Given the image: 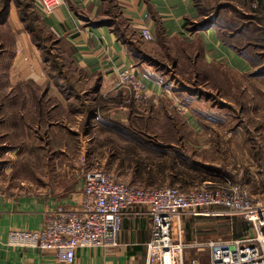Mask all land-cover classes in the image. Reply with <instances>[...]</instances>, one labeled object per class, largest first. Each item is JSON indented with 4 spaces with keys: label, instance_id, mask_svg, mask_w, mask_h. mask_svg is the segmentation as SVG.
I'll return each mask as SVG.
<instances>
[{
    "label": "crops",
    "instance_id": "obj_1",
    "mask_svg": "<svg viewBox=\"0 0 264 264\" xmlns=\"http://www.w3.org/2000/svg\"><path fill=\"white\" fill-rule=\"evenodd\" d=\"M27 1L42 27L59 44L70 71L68 74L46 72L45 66L49 60L30 33L24 30V21L18 18L14 10L8 12L6 21L13 35L9 42L0 40V48L3 47L5 51L0 63L14 70L7 74L11 81L33 82L36 88L0 89V172H11L13 165L22 159L36 167L41 164L42 168L29 167L28 179L19 184L20 188L16 182H6L4 188L1 187L0 264H63L55 260L50 251L6 244L9 230H37L47 214L57 206L75 208V197L82 188V176L78 170L52 167V163L63 161V157H66L64 149L55 155L51 152V157L46 158V147L38 153L41 145L37 144L57 145L67 135H76L77 128L81 126L83 129L104 126L101 122H106L105 117L112 112L101 114L96 101L98 97L116 95L117 91L112 87L114 70L130 66L143 81V94L147 98H135L127 88L118 89L120 95L129 91L139 104L172 96L181 105L184 114L188 115L183 126L203 133L208 128L218 126V123L197 119L199 116L207 117L203 110L209 103L204 102L209 97L205 98L194 86L197 78L203 77L204 81L210 79V76L203 74L207 72L211 75L213 67L241 75L250 66L236 50L237 45L227 44L222 38L226 26L218 18L219 7L206 19L210 20L208 24L196 27L201 22V8L196 0H61L47 14L36 9L38 0ZM145 27L153 35L151 41L139 34V30ZM194 59L199 60V71H203L199 76L196 65L192 67L191 61ZM181 70L186 75H181ZM82 96L86 100L79 101ZM75 100L78 105H74ZM126 102L124 104L129 107ZM213 107L210 104V108ZM134 122L132 128L139 126L148 131L160 130V127H179L174 122H163L162 126L158 122ZM120 123L126 124V121ZM109 124L114 123L109 121ZM127 134L124 137L129 144L141 147V150L152 149L156 153V156L145 157L143 153L139 155L138 150L132 153L126 150V169L133 175L131 182L135 185H140L136 177L144 175L147 168L160 178V151L166 155L162 160L172 161L173 168H167L166 175L170 173L173 176L175 170L180 175V161L185 160L180 146L184 143L200 145V141H205L207 137L204 133L200 138L186 140L173 137L172 132V136L163 133L166 140H160V131L155 132L157 137L136 130ZM30 145L37 148L27 152L26 148ZM160 146L165 149H160ZM148 162L154 165L149 167L146 165ZM199 165L209 168L204 164ZM231 216L221 207L184 214L183 240L187 245L184 258L192 253L195 257L191 260L195 259L201 264L197 258L203 252L207 255L206 264H209L208 242L212 239L205 232L212 220H229L233 218ZM201 224L204 225L203 233L196 228ZM150 238L151 220L147 208L131 207L122 215L117 246L109 249L78 248L71 264H146V244Z\"/></svg>",
    "mask_w": 264,
    "mask_h": 264
},
{
    "label": "rangeland",
    "instance_id": "obj_2",
    "mask_svg": "<svg viewBox=\"0 0 264 264\" xmlns=\"http://www.w3.org/2000/svg\"><path fill=\"white\" fill-rule=\"evenodd\" d=\"M196 1L201 8L199 21L211 17L217 11V7H219L218 11L220 12V16L223 20H226V24L234 23L233 27L239 26L241 28L245 26L250 29V32L243 30L240 33L241 36H245V39L235 41L236 44L240 41L238 46L245 48L242 55L250 66L243 74H234L233 71H226L219 67H213L211 69V75H208L207 72L203 74V71L200 72L199 60L194 59L191 61L193 63L192 67L196 65L195 70L198 76L200 74L210 76V79H207V81H204L205 79L200 77L194 83V86L205 98L206 96L209 97L206 98L208 100H204L203 97L204 102H209L207 107H204L205 110H203V113L206 111L204 115H207V117L199 116L197 119L210 123L211 121L216 122L218 126L208 128L203 133L193 132L183 126V122L187 121L188 115L184 114L181 105L172 96H166L159 101L154 100L147 104L144 102L139 104L132 98L133 96L130 95L129 91L125 92L124 95H120L119 90L115 89L117 92L113 97H98L99 100L96 101L101 114L112 112L109 116L105 115V120L107 121L101 122L104 126L83 129L79 125L80 128H77L76 135H67L60 144L48 146L37 144V146L41 145L38 153L46 147L44 149V152L47 154L46 158L51 157V152L55 155L60 149H64L66 157H63V161L52 163L53 168H63L68 171L78 170L81 176L88 169H101L118 181L142 188L145 184L140 180V177L136 178L140 181V185H135L131 182L134 177L126 169V150L129 149L130 153L138 150V154L143 153L145 157L156 156V153L155 150H141V147L129 144L125 140V134L128 135L127 133L135 130L150 134H155V132L160 131V140H166L163 138V133H169L172 136V132H174L173 137L179 136L186 140H194L195 137L200 138L205 133L207 135L205 141L201 140L200 143L198 142L201 146L198 144L191 146L184 143L180 146V149L185 157L188 158V163L192 160L198 164L209 166V169L201 170L199 168L192 170L185 161L186 164H181V170L202 174L211 181L217 182L221 178V180L226 179L231 183H244L252 195H260L263 192L264 0ZM10 10H14L19 19L23 17L24 27L26 28L24 30H27L28 27L30 28L29 30L32 32L27 31L32 36L33 41L42 49L44 57L49 60L47 66L44 65L46 72L68 74L70 69L67 66L66 59L61 55L59 44L42 27L37 15H35L27 0H2L0 2V40L9 42L10 36L13 35L6 21ZM225 38L227 39L228 36H225ZM4 55L5 51L1 47L0 58L4 57ZM9 72H14V70L10 69V66L7 64L0 63L1 91H7L13 87L24 90L36 88L33 82L25 80L17 82V79L11 81L7 75ZM179 72L181 75H186V72L183 70ZM123 97L125 98L123 99ZM83 100H86L85 96L79 98V101ZM125 100H127L126 103H129V107L124 104ZM210 104H213L214 107L210 108ZM74 105H78L77 100L74 101ZM128 110L130 111L129 113ZM109 121L114 124L107 125ZM120 121H126V124L120 123ZM129 121L131 122L129 123ZM134 121L158 122L160 126H162L163 122H174L179 127H166L167 129L160 127V130L152 129L153 131H148L139 126L132 128L131 126L135 123ZM155 137H157L156 134ZM36 148V146L30 145L26 148V151L31 152ZM198 155L203 159H200ZM29 164V161H23L22 159L13 165L11 172L10 170L0 172V188L2 187L3 189L4 183L6 182H16L20 188L19 184L26 182L28 179L29 167L34 169L42 168L41 164L39 166L37 165V167L34 164ZM185 167H188V169ZM10 176H13V178ZM184 185V187H180L178 182H176L173 186L183 190L197 189L202 187L203 182L190 179ZM163 186L171 185L169 183L167 184V182L160 183V187ZM231 217L233 218L228 217L230 218L229 220H212L209 225L210 228H207L205 232L208 235L207 237H210L212 241H228L234 239L232 236L236 228L234 223L237 226L242 219L237 215H232ZM196 228L201 230L199 231L200 233H203V224L198 225ZM193 257H195L194 254H187L184 260L185 264H189V261ZM197 259L201 264H206V253L202 252Z\"/></svg>",
    "mask_w": 264,
    "mask_h": 264
},
{
    "label": "built area",
    "instance_id": "obj_3",
    "mask_svg": "<svg viewBox=\"0 0 264 264\" xmlns=\"http://www.w3.org/2000/svg\"><path fill=\"white\" fill-rule=\"evenodd\" d=\"M61 0H38L36 9L47 14ZM140 36L151 41L148 27ZM113 89L127 88L144 100V83L133 67L114 70ZM264 188V179L262 182ZM1 194V188H0ZM75 208L57 206L42 226L33 231L12 229L6 244L12 247L50 251L55 260L71 264L78 248L109 249L117 246L122 215L131 207H146L151 220V238L146 244V264H185L183 215L221 207L250 224L246 235L208 242L209 264H264V190L252 195L244 183L204 182L202 187L181 190L174 186L138 188L112 178L101 169H88ZM190 264H199L195 259Z\"/></svg>",
    "mask_w": 264,
    "mask_h": 264
},
{
    "label": "trees",
    "instance_id": "obj_4",
    "mask_svg": "<svg viewBox=\"0 0 264 264\" xmlns=\"http://www.w3.org/2000/svg\"><path fill=\"white\" fill-rule=\"evenodd\" d=\"M36 15V14H35ZM38 17V16H37ZM22 21L23 20V17H20ZM218 18L220 19V21L223 22V25L226 26V29L225 31L223 32V35H222V38L224 39V41L227 43V44H235L237 45L236 47V50L239 52V53H243L245 48L244 47H239L238 46V42L237 44L235 43L236 40H242V39H245V36H241L240 33L243 31V30H248L250 32V29L243 26V27H233V24L231 23H227L226 24V20H223L221 18V16L219 15ZM39 19V18H38ZM40 22V21H39ZM210 22V20H205V21H201L200 23H198L196 25V27H200V26H205L206 24H208ZM30 28L28 27L27 30L31 33L32 31L29 30ZM225 36H228V38L226 39ZM160 149H165L163 147L160 146ZM163 158H166V155L164 154V152H161L160 151V178L153 174L151 172V169L150 168H147L146 170V173L142 176H140V180L143 181L145 184V186H142V188H149V187H152V188H158L160 187V184H158L159 182L160 183H166L167 184L169 183L171 186H173L174 184H176V182H178L179 186L180 187H184L187 183L188 180H198V181H206V180H209L208 177L202 175V174H197V173H192L188 170H181L179 173L180 175L177 173V171L175 170L174 171V175H170L169 173V176L166 175V169L167 168H173V165H172V161L170 159H165V160H162ZM188 161V158L185 157V160H181L180 161V164H186V162ZM188 163V162H187ZM191 163V164H189ZM188 163V167L191 168L192 170H196V169H201V170H206V169H209L207 167H202L201 165H199L198 163H195L194 161H189ZM137 164L139 165L140 162H137ZM148 165L149 167L154 164H150L149 162L146 164ZM188 167H185L188 169ZM178 174V175H177ZM137 178V177H136ZM131 185V184H129ZM158 185V186H156ZM131 186H134V185H131ZM141 188V187H140ZM179 188V187H178ZM183 190V189H181ZM242 219V218H241ZM235 224V232L234 234L232 235L233 238H238V237H241V236H244L247 234V231L249 230L250 228V224L243 220L241 222H239L236 226V223Z\"/></svg>",
    "mask_w": 264,
    "mask_h": 264
}]
</instances>
